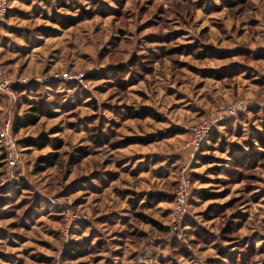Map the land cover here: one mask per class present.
Here are the masks:
<instances>
[{
  "label": "rangeland",
  "instance_id": "rangeland-1",
  "mask_svg": "<svg viewBox=\"0 0 264 264\" xmlns=\"http://www.w3.org/2000/svg\"><path fill=\"white\" fill-rule=\"evenodd\" d=\"M12 4L0 61L22 87L0 97V130L36 112L17 139L61 146L19 142L14 167L0 150V264H264V0ZM238 98L252 105L219 113ZM203 119L219 141L186 146ZM74 240L101 248L64 258Z\"/></svg>",
  "mask_w": 264,
  "mask_h": 264
},
{
  "label": "built area",
  "instance_id": "built-area-1",
  "mask_svg": "<svg viewBox=\"0 0 264 264\" xmlns=\"http://www.w3.org/2000/svg\"><path fill=\"white\" fill-rule=\"evenodd\" d=\"M9 0H0V20L5 21L8 15ZM15 80L6 72L0 62V92L15 96ZM251 102L244 98H238L233 102H228L220 106L219 113L222 115H234L248 106ZM213 129V124L208 119H203L189 126L191 133L190 140L186 146L193 145L195 149L199 148L201 143L208 137ZM0 143L6 147V160L10 167L16 166L22 159V152L19 150V142L16 135L11 130V123L7 124L0 130ZM191 185V179L185 174H181L179 183L175 191V207L173 209V221H178L187 210L189 205L188 194ZM136 264H161L155 257L142 253L139 254Z\"/></svg>",
  "mask_w": 264,
  "mask_h": 264
},
{
  "label": "trees",
  "instance_id": "trees-1",
  "mask_svg": "<svg viewBox=\"0 0 264 264\" xmlns=\"http://www.w3.org/2000/svg\"><path fill=\"white\" fill-rule=\"evenodd\" d=\"M9 9H8V15L9 16L12 11L15 9V6L12 4V0H9ZM74 20V18L72 19ZM5 21H1L0 20V24H3ZM141 62H143L142 60H139ZM138 64L141 66L143 65L142 63L138 62ZM137 62H132L131 65L133 66H136L138 65ZM16 86H21V83H18L15 85ZM22 87V86H21ZM24 89H21L24 91H27L29 86L27 87H23ZM0 97L1 98H6L7 96L3 93V92H0ZM32 109H34L35 111H38L39 110V105L35 104V106H32ZM133 111V110H132ZM134 114H132L133 116H137L139 111H133ZM147 115L149 114L150 115V111L146 112ZM36 112L34 113H30V114H24V115H16L13 120H12V123H11V130L12 132L16 135V133H18L20 131V129H22L23 127L25 126H28L30 124H34L36 123L37 119H36ZM220 139V134L218 132L217 129H214L212 131V133L209 134V137H208V142L209 141H213L214 143L218 142ZM18 142H22L24 143L25 145L27 146H37L39 148H42L48 144H52L56 149H58L61 145V140H59L58 138H53V137H50L48 134L46 133H41V134H38L37 136H34V137H27V138H24L23 140H18ZM264 143V142H263ZM204 145H207L206 143ZM0 150L2 152V155H3V158H5L6 160V155H7V151H6V147L4 144L0 143ZM81 152V151H80ZM81 155V154H79ZM85 155V153H84ZM58 152H52V153H49L48 155H45V156H41L40 157V162L39 164L40 165H44V166H47V165H52L53 163L56 162V160L58 159ZM82 156V155H81ZM249 157V155H245L244 157V161H247L246 159ZM241 163V162H239ZM153 194V192L151 193V195ZM160 194H155V197H152V201H154L156 199L157 196H159ZM8 196L5 192L2 191V194H1V200H5L7 199ZM190 199V198H189ZM131 202L133 203V208L136 209L138 206H137V202L134 198H132ZM137 211V210H136ZM136 214L138 216H142V219H146L147 217L141 213V212H136ZM101 248V246H100ZM99 248V249H100ZM98 249V245H93V243L91 242H82V241H71L69 243V246L68 248L65 250L64 254H63V257L64 258H70V257H81V256H85V255H88L89 253L91 252H96V250ZM98 249V250H99ZM102 250V249H101Z\"/></svg>",
  "mask_w": 264,
  "mask_h": 264
},
{
  "label": "crops",
  "instance_id": "crops-1",
  "mask_svg": "<svg viewBox=\"0 0 264 264\" xmlns=\"http://www.w3.org/2000/svg\"><path fill=\"white\" fill-rule=\"evenodd\" d=\"M15 10H13L12 12H14ZM11 16V15H10ZM3 26V24H0V27ZM1 62V61H0ZM17 83V82H16Z\"/></svg>",
  "mask_w": 264,
  "mask_h": 264
}]
</instances>
